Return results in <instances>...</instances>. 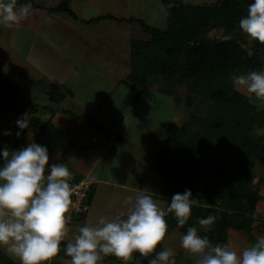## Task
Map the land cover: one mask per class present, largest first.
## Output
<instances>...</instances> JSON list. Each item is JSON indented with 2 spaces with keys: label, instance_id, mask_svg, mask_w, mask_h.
Returning <instances> with one entry per match:
<instances>
[{
  "label": "trees",
  "instance_id": "1",
  "mask_svg": "<svg viewBox=\"0 0 264 264\" xmlns=\"http://www.w3.org/2000/svg\"><path fill=\"white\" fill-rule=\"evenodd\" d=\"M161 1L167 11L165 29L153 27L139 18L119 19L112 14L85 22L108 19L136 23L143 33L150 35L146 41L133 39L129 44L131 69L122 83L135 90L136 97L162 78L166 84L160 91L163 94L176 98V87L184 85L188 106L198 100L195 115L190 120L179 127L171 125L168 128L170 138L158 150L153 164L154 172L161 178L158 197L165 200V208L173 193L183 192L186 188L197 200L184 226H178L171 213L165 216L168 225L165 236L174 229L183 234L188 226L195 225L212 243L228 244L230 228L250 234L264 225V221L259 222L253 215L262 198L255 187L253 168L257 162L264 163V134L255 136L254 131L264 129V108L237 92L231 81L234 73L260 70L264 65V43L253 40L250 52L244 46L246 40L238 21L246 14L251 0L196 4L186 0ZM26 2L28 0H17V5ZM30 3L34 1L30 0ZM47 10L77 18L69 7V0H60L56 7ZM213 31H221L223 37L211 38L209 34ZM38 85H46L41 90L51 99L52 94L58 95V100L63 98V92L46 81L40 80ZM0 94L4 96L0 109L6 110L20 103L22 89L16 81L3 76L0 77ZM204 104L208 106L205 115L201 116ZM33 119H30L32 123ZM91 125L102 127L98 122ZM174 131H178L177 136H173ZM93 195L92 185L87 199L89 205ZM210 214L216 219L205 231L207 226H200L197 218ZM85 215L79 219H84ZM133 254L142 264H148V259L155 253L146 257L138 252ZM57 255L67 257L62 250ZM116 258L103 256V259Z\"/></svg>",
  "mask_w": 264,
  "mask_h": 264
},
{
  "label": "clouds",
  "instance_id": "2",
  "mask_svg": "<svg viewBox=\"0 0 264 264\" xmlns=\"http://www.w3.org/2000/svg\"><path fill=\"white\" fill-rule=\"evenodd\" d=\"M30 8V0L20 6L17 0H0V24H18ZM238 25L249 38L264 43V0H251ZM231 81L234 87L264 99V65L258 71L234 73ZM15 124L19 136L29 125L27 114H21ZM0 161V247L19 264H50L61 250L69 258L66 264H100L106 255L127 261L134 252L145 257L154 252L148 264H176L172 248L156 249L165 238L168 213L178 226L188 221L197 204L190 189L173 193L166 208L141 189L134 197L125 198L128 207L121 218L101 216L96 225L83 224L66 240V213L71 203L66 165L49 163L47 146L34 140L17 149L0 148ZM215 219L210 214L198 217L197 223L207 226V231ZM179 245L195 256L194 264H264V234L237 252L227 243H212L190 225Z\"/></svg>",
  "mask_w": 264,
  "mask_h": 264
},
{
  "label": "crops",
  "instance_id": "3",
  "mask_svg": "<svg viewBox=\"0 0 264 264\" xmlns=\"http://www.w3.org/2000/svg\"><path fill=\"white\" fill-rule=\"evenodd\" d=\"M59 3L60 0H52V2L47 0L46 4H37L34 2V5L37 4L40 7L37 6V8H35V10H37L35 14L31 13V15L26 16L27 20H29L28 22H33V24H29L31 27L25 26L24 23L20 22L15 24L14 27H22L26 31L27 29H33L32 31L30 30V32L27 31L28 33H35V37L31 39L32 45L35 44V38L38 35H40L41 38L43 36L48 37L47 34L51 36L52 41L56 42L55 44H53V42L52 44H49V46L52 45V61L61 62L63 64V66H61L62 69H65L66 67L68 74L62 77L63 75L57 73V69H59L57 64L52 66V69L55 67V69L52 70V73L45 72L43 74L42 70H44L46 63L43 62V64H41V62H39L40 59L38 60L37 57L29 59L26 57L27 55L23 54L22 56L27 58L24 59V61L27 62V65L31 64L32 68L25 67L24 69H26L27 72L23 74L21 73V70H19L20 73H18V77L20 80L27 77L28 82H26V84H29L30 89L33 88L35 93L36 88L39 89L38 82L40 79L45 78L46 81L52 85V88L61 90L64 94L61 100H58V95L54 94H52L51 99L43 90H40L41 92L37 91V95L35 94L36 96H33V94L30 95L32 102H35L34 99H38L39 94L42 93L45 101H40H49V104L47 103L43 107L48 108V106H52L50 108L52 109V115L48 121L50 124L48 126L50 127L46 126L45 129L43 128V132H45L48 128H52V131H54L52 132V144L49 143L50 138L41 142L40 139L42 136L39 135L41 130L35 131L37 133L39 132L37 136L39 138L36 142L47 146L49 159L52 158V163L63 162L66 165L70 172V186L73 183H76L77 180H88L92 183L94 187V195L90 202L89 210L84 216L85 218L81 221L86 223L93 198L95 197V193L97 192L99 186L119 187L124 190L134 189L133 186L128 183L129 176H136L134 172L138 171L137 167L141 165L139 163L140 160V162H142V159L147 157L151 158V153L152 157L155 156L153 151L149 155L145 153V149H147L148 152V143L141 144V142L138 141L141 138H149L150 142L153 141V145L157 144L158 142H161V136H167L163 133H167L168 128L171 125H176V123L173 119L170 123L167 119L168 117L160 115L162 111V104L159 100H157L158 97L155 96V92L160 95L162 92L152 88H147L142 90L138 97H136V91L122 83L123 80H126L131 69L129 44L133 39H142L135 38L133 36L132 38L129 36L130 39L127 37L128 39L126 41L123 40L121 42V40L118 39L119 41L117 45L113 46V44H111L113 43L111 42L112 38H110V36H105V33L108 35L110 32L105 30L104 33L102 30L105 29L108 22L113 24H122L124 22L119 23L114 20L101 19L88 24L85 21L89 19L79 18L75 11L71 8L70 0L69 7L75 13L77 17L76 19H73L63 12H49L47 10L48 8L56 7ZM33 4H31V6H33ZM103 15L105 14H102L101 16ZM49 16L52 18L48 20L47 17ZM26 17L24 16L23 20H26ZM125 24L128 23L125 22ZM101 34L103 35L101 36ZM106 37H108V40ZM43 44L40 45V53L47 54L51 47L47 49ZM65 45L67 46V49L63 51L64 53L56 51L59 47L63 48L64 46L65 48ZM2 51H5V49L3 48ZM3 54L6 56L11 55L8 49H6V52ZM122 61H124L123 65ZM0 63H3V61H0ZM2 66L7 67L6 64ZM122 67H124V70ZM35 72L40 73L41 75L37 76L34 74ZM90 83L99 84V87H103L101 93L102 96L94 95L98 90H96L93 86L89 87ZM26 84L25 86L24 84L22 86L20 84L19 85L21 88H26ZM81 87H83V90H81ZM149 89H151L152 94H147ZM124 90H126V95L128 96L126 97L130 101L125 98V94H123ZM113 93H116L117 97H112ZM149 95L152 97V100L145 104L146 110L143 112L144 118L142 119V115H140L142 113L140 110L144 106L143 101H147ZM101 97H103L102 100L100 99ZM118 97L120 98L118 99ZM123 99L127 100L125 105L121 104ZM82 101L84 102L83 105ZM174 106L176 110L177 106L175 103ZM11 108L14 110L16 109V112L13 111L12 113H9V108L6 110L0 109V124H3L4 126L7 124L9 126L14 122V120L20 117L21 114L25 113L27 114V119L29 121L33 118L32 116H29V113L26 112L25 109L19 110L16 107ZM121 109L124 110L121 111ZM83 110H86L88 115L87 118L92 119L93 122H98L102 127L96 128L93 127L94 125H91L92 127L90 128V124L87 123L88 119H85L86 115L81 113ZM159 116L160 118H158ZM162 116H165L166 118L161 120V125L158 124L157 120L161 119ZM173 116H175L174 112ZM105 117H107V119ZM104 119L108 120V126L105 124ZM178 121L179 120H177V122ZM182 122H180L179 126ZM42 124L43 122L34 123L36 127L41 126ZM126 124L131 125L130 128H128L129 125L125 126ZM146 128L149 130H146ZM121 129H123L122 132ZM142 130H145L148 135L152 136H138L139 131ZM16 137L8 139V145L6 147L9 149H15V142L18 141V138ZM31 137L35 141L36 137L32 135ZM155 138L157 140H155ZM27 143L29 142L25 141L24 144L20 143V147ZM137 146L140 147V151L142 152L136 150ZM159 146L160 145L158 144L156 148H154L156 152H158L157 149ZM132 149H134L135 153H132ZM54 151H58L59 155L62 156L63 159H58V156L55 157L53 154ZM121 158H127L125 162L126 164L123 166L124 168H127L126 171H124V168L120 169L118 165H114L116 162L115 160ZM130 158H133L132 163ZM0 163H2V161H0ZM150 165H152V163ZM99 166L102 168L97 171ZM145 166H147V163ZM149 169L151 171L150 176L146 178L147 180L143 187H140L139 189L137 188V190L140 191L143 189L147 194L159 199L158 196L160 192L161 178L156 172H154V170L151 168ZM127 172L128 177L125 179L122 177H117V179H115L113 177V175L117 173L120 175L124 173L126 174ZM153 187L155 193H148V190ZM163 202L165 207V200H163ZM76 232H78V230H76ZM76 232H73V230L70 229L67 231L65 239L67 240L71 239V237L73 238ZM229 233L230 232H228V238ZM261 234H264V225L260 226L259 230H255L246 237L244 242L240 245L241 249L252 244L248 241L249 238L253 239L252 241H255L256 237ZM235 243L237 245V241H235ZM0 264H19V260L9 254H6L3 248L0 247ZM50 264H52V258Z\"/></svg>",
  "mask_w": 264,
  "mask_h": 264
},
{
  "label": "rangeland",
  "instance_id": "4",
  "mask_svg": "<svg viewBox=\"0 0 264 264\" xmlns=\"http://www.w3.org/2000/svg\"><path fill=\"white\" fill-rule=\"evenodd\" d=\"M34 2H36L37 4H46L47 0H33ZM50 2H52V0H49ZM187 2L196 4V3H203L205 1L209 2V1H215V0H186ZM70 5L71 8L75 11V13L78 15L79 18H83V19H93L96 18L97 16H101L102 14H107V13H111L113 15L116 16V18H131V17H135V18H139L144 20L147 24L159 28V29H165L167 27V11L166 8L163 6V3L161 0H70ZM35 8H37L36 5L33 4V6H31V9L24 15L25 17L27 15H31L35 14V12L37 10H35ZM32 11V12H31ZM35 17V15H34ZM52 17H47V19H51ZM23 20V19H22ZM20 21V23H24L25 26H30L29 24H33V22H28L29 20H23ZM52 22V20H51ZM15 24L11 25V26H4L3 24H0V61L3 63H0V77L3 76H8L9 78H11L12 80L16 81L18 84H20L21 86L24 84H26V82H28L27 77H24V79L20 80L18 77V73H20L19 70H21V73H26V69H24L25 67H31V64L27 65V62L24 61V59H33L34 57H37V59L41 62V64H43V62H45L44 64L46 65L44 67V70H42L43 74L45 72H49L52 73V70L55 69V67L52 69V66H54V64H57L59 69H57V73H60L61 75H63L62 77H64L66 74H68L67 69L65 67V69H62L61 66H63V64L61 62H55L52 61V45L49 46V44H52V39L51 36H49L47 34L48 37H42L40 35H38L35 40V44L32 45L31 44V39L35 37V33H28L30 32V30L32 31L33 29H27V31L22 28V27H14ZM131 26V27H129ZM31 27V26H30ZM1 30H2V35H1ZM106 31H109L110 33H108V35L105 33ZM101 31V30H100ZM102 31H104L105 36H110V38H112L113 46H116L118 41L121 40V42L123 40H127L128 38L130 39V37H135V38H139L142 40H148L150 35L149 34H145L143 33L140 25L138 24H113L108 22L107 25L105 26V29H103ZM51 35V34H50ZM103 34H101L102 36ZM130 36V37H129ZM209 36L211 38L213 37H223V34L221 31H213L209 34ZM128 37V38H127ZM132 37V38H133ZM243 37L246 40V44L244 45L246 47V49L249 51L252 43H253V39L249 38L245 33L243 34ZM106 39L108 40V37H106ZM119 39V40H118ZM110 40V39H109ZM44 42V44H43ZM56 42H53V44H55ZM43 44L47 49L49 47L50 50L47 54H41L40 53V45ZM46 44V45H45ZM123 44V43H122ZM121 44V45H122ZM6 46V47H5ZM54 47V46H53ZM3 48L5 49V51H2ZM6 49H8V51L10 52L11 55L6 56L5 54H3L4 52H6ZM67 49V46L65 45V48L63 46V48H57L56 51H60L63 52ZM17 51V52H16ZM250 52V51H249ZM64 53V52H63ZM62 53V54H63ZM27 55L26 57H23L22 55ZM23 57V58H22ZM6 61V62H4ZM7 67H4L2 65H5ZM124 64V61H122V65ZM42 67V66H41ZM122 69L124 70V67H122ZM14 70V71H13ZM35 75L39 76L41 75L40 73H34ZM32 79V78H31ZM40 80H44L46 81L45 78H42ZM47 82V81H46ZM48 83V82H47ZM48 85H50V83H48ZM89 87H94L96 90H98L94 95L95 96H102V90L103 87H99V84H89ZM26 88H21L22 89V94L19 96L20 98V103H22V101L26 102L25 104H16L12 107H16L17 109H25L26 112L29 113V116H32L34 119L33 121L36 123H41L43 122V124L41 126H35L34 123H32L31 121H29V125L26 129L24 130H20V135L17 136L16 132L18 131V126L14 123L16 120H14L13 123H11V125H7L4 126L3 124H0V148H3L5 146H7V141L10 138H18V141L15 142V149L20 147V143L24 144L25 141L26 142H30L33 141L32 136L36 137L35 138V142L36 140H38L39 137L38 134L39 132H35L38 130H41L40 132V136H42V138L40 139L41 142H43L44 140H46L47 138H50L49 143L52 144V128H48L45 132L44 129L46 126L50 125L49 123H47L50 120V116L52 115V109H50L52 106H48V108L43 107L45 106V104H49V101L46 100V102H41V101H45L44 100V95L42 93L39 94V97L36 102V100L34 99L35 102H32V98L30 97V95L33 94V96L36 94L37 95V91L41 92L40 90L43 89L42 87H46V85H39L37 89L36 88V93L35 90L32 88L30 89V85L26 84ZM33 86V85H32ZM85 86V85H84ZM83 87H81V90ZM149 88H152L154 90L157 91H162L164 88H166V84L165 81L160 78L157 79V81L153 82L151 84V86ZM237 92L244 94L245 96H247L250 101L252 103H254L256 106H258L259 108H264V99H260V98H256L255 96L247 93V91L243 88H236ZM123 94H125V98H127L128 96L126 95V90H124ZM147 94H152L151 89L148 90ZM155 96L158 97L157 100H159L162 104V111L160 115H165L166 117H168V121L170 122L172 119L175 121L176 123V127H179L180 122L184 123L187 120H190L191 117L193 115H195V109L196 106L198 104V100L195 99L194 101L191 102V105L188 106V104L186 103V97L188 96L187 93V89L184 85H180L176 87V98L173 96H169V95H165V94H159L157 92H155ZM35 95V96H36ZM81 96V95H79ZM127 96V97H126ZM112 97H117L116 93L112 94ZM103 97H101L100 99L102 100ZM120 97H118L119 99ZM152 97L149 95L148 96V100L147 101H143L144 106L142 107V109L140 110V112L142 114V119L144 118V114L143 112L146 110V105L148 102H150L152 99ZM174 98V99H173ZM179 99V100H178ZM41 100V101H40ZM121 100V99H120ZM128 101H130L127 98ZM126 99H123L121 101L122 105H125L127 102ZM178 100V101H177ZM4 102V96L2 94H0V106L3 104ZM44 105H42V104ZM157 103L159 104V102L157 101ZM174 103L176 104L177 108L175 110V106ZM84 104V102L82 101V105ZM160 106V105H159ZM207 104H204L202 106V112L200 113L201 116L205 115V111L207 109ZM34 108V109H33ZM36 108V110H35ZM124 109H121V111H123ZM9 113H12L13 111L16 112V109L14 110L13 108H11V106H9L8 109ZM81 112V111H80ZM173 112L175 114V116H173ZM31 113V114H30ZM82 114L86 115L85 119L88 117L86 110H83V112H81ZM139 114V112H138ZM139 115V116H140ZM162 116L161 119H158L157 122L158 124H161V120L165 119L166 117ZM107 119V117H105ZM160 118V116L158 117ZM88 122L90 124V128L91 123L93 122L92 119L87 118ZM104 119L105 124L108 126L109 122L108 120ZM177 120H179L177 122ZM171 123V122H170ZM129 124H126L125 126H128ZM162 125V124H161ZM131 125H129L128 128H130ZM50 127V126H48ZM44 128V129H43ZM37 129V130H36ZM88 129V128H86ZM110 129V127H109ZM125 129V128H123ZM121 129V132L122 130ZM151 129V128H150ZM5 130H9V135H4V131ZM97 131H99L98 129H96ZM146 130H149L146 128ZM100 132V131H99ZM255 136H260L262 134H264V129H256L254 131ZM106 133V132H105ZM173 136H177L178 135V131H174L172 132ZM30 134V135H29ZM167 136H161L162 140L161 142H158L157 144L153 145V141H149V138H141L138 142H141V144L143 143H148V152L147 149H145V153L146 154H150L152 151L154 152V157H152V153H151V158L147 157L145 159H142V162L139 161V163L141 165H139V167H137L138 171L134 172L136 174V176L134 177L133 175L129 176V181L128 183L130 185L133 186L134 189H130V190H124L122 188H115V187H111V186H99V188L97 189V192L95 193V197L93 198L92 201V205H91V209L89 211V216L87 217V222L83 223L81 222L82 219L76 218L75 219V223H71V225L68 228V231L70 229L73 230V232H76V228H79V226L83 225V224H89V225H96L98 223V220L101 216L105 217V219H116V218H120L122 215L126 214L127 211V203L125 201V198L128 196H135V194L138 192L137 188L139 189L140 187H143L144 183H146V178H148L151 174V171L149 168H151L153 170V164L156 161V150L154 148H156V146L159 144V148L157 150H160V148H162V144H166L164 143V141L166 142L170 136L167 130V133H163ZM15 136V137H14ZM44 136V138H43ZM138 136H152V135H148L147 132H145V130L139 131ZM158 138V137H157ZM155 140H157L155 138ZM160 141V140H159ZM139 146V145H138ZM136 147L137 151H140V147ZM163 150V149H162ZM142 152V151H140ZM132 153H135L134 149H132ZM54 156L57 157L58 159H63L62 156L59 155L58 151H54L53 152ZM126 159H116L115 161V166L118 165V167L120 169L124 168L123 166L126 164ZM131 159V158H130ZM133 158L131 159V163H132ZM138 160V159H137ZM49 163H52V158L49 159ZM147 163V166H145ZM152 163V165H150ZM147 167V168H146ZM102 167H98L97 171L100 169L101 170ZM126 171L127 168H124ZM146 169V170H145ZM96 171V172H97ZM254 174H255V179H254V183H255V187L258 189L259 194H262V198L261 200L258 202L256 210L254 212V216L257 218V220L259 222H263L264 221V163L261 162H257L256 165L253 168ZM128 172L125 174H115L113 175V177L115 179H117V177H122V178H127L128 177ZM116 176V177H115ZM112 178V179H114ZM118 181V180H117ZM156 184V182H155ZM98 187V186H97ZM136 189V190H135ZM154 187L150 190H148V193H152L154 194ZM153 190V191H152ZM152 191V192H151ZM154 199H156V197H154ZM157 202L161 205V207H164V202L163 200L156 199ZM69 212V209L68 211ZM229 233V238H228V245L235 249L237 252H239L241 249V244L242 242H244V240L246 239V237L248 235H250L251 233H253L254 231L250 232V234H246L245 232H240V231H236L232 228H230L228 230ZM77 233V232H76ZM75 233V234H76ZM182 235L181 232H179L177 229H174L170 232L169 235L165 236L164 241L162 243L163 247H169L172 248L175 252V261L176 264H194V260H195V256L191 253H188L186 250L182 249L179 245V238ZM237 236V237H236ZM72 239V237H71ZM253 239L249 238V242L253 243L254 241H252ZM235 241H237V245L235 243ZM236 245V246H235ZM67 257H60V255H56L54 257H52V264H66L67 262ZM100 264H142V262L134 256V254L131 255V257L125 261L122 258H116V259H103L100 261Z\"/></svg>",
  "mask_w": 264,
  "mask_h": 264
},
{
  "label": "built area",
  "instance_id": "5",
  "mask_svg": "<svg viewBox=\"0 0 264 264\" xmlns=\"http://www.w3.org/2000/svg\"><path fill=\"white\" fill-rule=\"evenodd\" d=\"M92 183L88 180L78 181L70 186V206L69 212L66 213L67 231L71 223H75V219L83 216L89 210L87 199L91 190Z\"/></svg>",
  "mask_w": 264,
  "mask_h": 264
}]
</instances>
